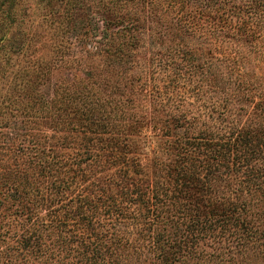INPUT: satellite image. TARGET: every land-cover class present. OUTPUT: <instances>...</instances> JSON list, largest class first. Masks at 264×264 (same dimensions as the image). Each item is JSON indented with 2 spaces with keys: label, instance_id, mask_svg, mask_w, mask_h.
<instances>
[{
  "label": "trees",
  "instance_id": "obj_1",
  "mask_svg": "<svg viewBox=\"0 0 264 264\" xmlns=\"http://www.w3.org/2000/svg\"><path fill=\"white\" fill-rule=\"evenodd\" d=\"M65 1V16L79 12L80 7L86 10L89 2ZM90 1L91 12L100 14L91 19L103 22L100 34L84 24L75 42H70L69 36L57 37L51 28L36 31L49 38L40 42V55L29 59L25 74L30 72L36 79L53 76L54 81L48 95L42 84H35L32 106L44 113L36 118L41 127L31 134L30 145H25L22 135L8 136L19 141V151L27 158L21 163L31 171L10 167V158L21 157L11 148L0 152L1 169L8 171L0 173V187L9 185L22 198L35 200L27 204L32 212L26 231L31 230L24 231L22 246L39 251L44 245L43 230L51 228L57 236L68 233L71 241L90 252L87 258L111 254L125 242L112 232L107 244L99 235V216L110 214L126 222L135 217L129 215L132 206L143 209L146 223L153 227L150 246L160 251V264H174L168 246L174 253L185 254L177 250L181 241L170 243L172 235L166 227L170 210L195 211H187L192 215L188 227L196 234L190 244H184L188 253L197 248L195 240L201 233L209 235L217 229L226 230L241 246L246 236L254 234L251 220L244 215L248 211L218 193L210 177L219 170L216 167L225 166L243 172V182L253 192L261 188L264 166H257L255 160L262 159L264 164V121L254 129L252 120L220 138L206 128L190 134L200 116L173 111L197 74L202 55L219 54L216 60L227 62L236 56L244 58L246 52H264V0ZM8 30L0 28V57L1 50L8 55L4 46ZM76 43L84 51L77 60L88 72L56 78L72 61L67 52ZM167 69L173 73L165 74ZM262 103L256 100L255 106ZM197 257H203L201 250ZM219 257L211 254L203 259L222 264ZM180 262L185 264V259ZM228 264L236 261L233 258Z\"/></svg>",
  "mask_w": 264,
  "mask_h": 264
},
{
  "label": "rangeland",
  "instance_id": "obj_2",
  "mask_svg": "<svg viewBox=\"0 0 264 264\" xmlns=\"http://www.w3.org/2000/svg\"><path fill=\"white\" fill-rule=\"evenodd\" d=\"M88 1L86 10L80 7V10H77L79 12L65 16V0H0V28L2 31L9 28V40L4 45L5 49H8V55L4 56L1 50L0 57V152L9 147L17 157L21 156L20 159H9L10 167L16 170L24 167L28 169L26 171H31V168L21 163L27 158L19 151V141H11L8 136L22 135L25 145H30L31 134L41 127L36 125V118L44 113L37 112L32 106L36 102L35 84L37 81L42 84L41 88L48 95L49 84L54 81L53 76L50 79L47 75L36 79L30 72L25 74L29 59L35 60L40 55V42L49 38L38 36L36 31L44 28V32H47L51 28L50 32L57 37L69 36L70 42H75L74 38L84 30V24L91 26L97 33L101 32L103 22L98 18L100 14L91 12V1ZM93 14L98 16L96 20L91 19ZM59 17L65 20L62 24L55 22ZM77 45H71L67 57L72 61L65 63L56 78L70 77L74 71L80 75L88 72V67L77 60L84 54ZM87 49L93 48L87 46ZM244 56L221 62L216 60L219 54H214L212 58L209 52L208 56L202 55L201 66L198 70L195 69L197 74H194L191 84L183 89L182 97L177 98H180L175 105L178 108L173 111L176 115L185 112L195 114L196 119L200 116L198 123L195 121L198 127L194 130L197 125L193 124V128L188 131L190 134L197 133L199 128H206L209 134H216L221 138L237 131L244 124L247 127L252 120L254 129L258 122L264 121V104L255 106L256 100H264V52H246ZM168 73L173 71L167 69L165 74ZM188 87L194 88V91ZM183 134L186 135L185 132ZM261 148H264V143ZM146 149L150 150L152 147ZM9 156L8 153L5 159ZM260 162L262 159L255 160L257 166H264ZM1 168L2 165L0 173H5L6 170ZM216 169L219 170H215V174L210 177L213 188L237 204L245 206L248 213L245 212L244 215L251 220L254 234L251 237L246 236L248 239H244L242 245L237 246L234 237H229L226 230L217 229L209 235L208 232L201 233L195 240L197 248L188 253L184 244L186 241L190 244L189 239L195 233L188 227L192 215L187 211H195L183 208V211H167L166 215H169L170 219L166 227L172 235L170 243L174 242L173 239L181 241L182 247L177 250L185 253H174V248L168 246L166 250L170 251L171 262L181 264L180 260L185 259V264H212V261L203 258L218 254L222 264H228L233 258L236 264H264V183L260 189L253 192L243 182V172L225 169V166H218ZM156 178L158 176L155 175ZM22 197L9 185L0 187V264H160V251L150 246L151 236L154 234L153 227L146 223L145 211L137 210L134 206L130 208L129 215L135 217L126 218V222L123 219L116 221L110 214L99 216V235L106 238L107 244H110L109 237L112 232L122 237V242H125L117 251L111 253L113 255L110 252H102V257L87 258L90 252L85 253L82 245L71 241L68 233L61 232V236H57L56 231L50 232L51 228L45 232L43 230L44 245L39 251L33 250L32 246L23 247L21 240L24 231L29 234L31 230L26 231L30 224L29 214L32 212L27 204L32 205L35 200L32 197ZM123 199L128 200L126 197ZM21 210H24L23 215ZM149 211L146 213L150 214ZM63 238L67 242H62ZM200 250L202 258L197 257Z\"/></svg>",
  "mask_w": 264,
  "mask_h": 264
}]
</instances>
